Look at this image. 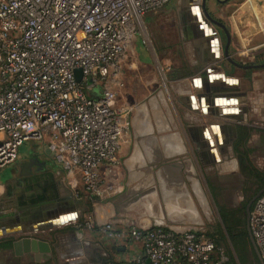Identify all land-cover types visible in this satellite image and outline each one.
Returning <instances> with one entry per match:
<instances>
[{"label":"crops","instance_id":"crops-1","mask_svg":"<svg viewBox=\"0 0 264 264\" xmlns=\"http://www.w3.org/2000/svg\"><path fill=\"white\" fill-rule=\"evenodd\" d=\"M205 9L227 29L229 55L244 52V38L254 40L251 54L256 64L264 45V0H206ZM160 10L162 55L144 43L142 31L127 56L145 66L151 63L156 70L162 64V87L170 94L172 90L166 88L174 89L181 109L183 125L162 127V173L146 174L144 169L142 174V155L132 142L140 127H133L132 120L119 163L110 174L102 170L105 198L91 196L78 175L69 178L63 172L47 147V137L28 140L36 142L29 157L17 161V155L10 165L12 179L0 182V264H127L143 254L140 242L107 238L100 230L105 222L120 229L159 225L174 232L194 230L224 251L226 260L220 264L264 263L246 219L248 202L264 188L255 177L256 171L264 177V131L243 123L245 108L239 104L246 93L240 90L241 79L229 73L238 69L246 74L257 66L225 60L219 43L224 48L226 34L206 22L201 0H169L146 12L143 23L149 24L150 15ZM217 94L225 95L221 102H235L228 105L238 112L220 114L225 105L212 102ZM118 99L117 94L120 104ZM239 133L245 136L236 145ZM216 166H222L221 185L215 180ZM156 183L162 184V214L148 201L160 197L157 189L152 190ZM87 214L93 218L92 227L73 224ZM68 217L72 220L61 221ZM47 223L53 225L35 228ZM27 238L29 243L24 241ZM39 240L48 251L38 245ZM174 264L187 263L178 258Z\"/></svg>","mask_w":264,"mask_h":264},{"label":"built area","instance_id":"built-area-1","mask_svg":"<svg viewBox=\"0 0 264 264\" xmlns=\"http://www.w3.org/2000/svg\"><path fill=\"white\" fill-rule=\"evenodd\" d=\"M168 1L0 0V170L25 141L47 137L63 172L78 175L91 196L106 197L103 171L112 173L130 133L128 109L116 103L122 60L144 29L143 15ZM73 224L92 227L93 218ZM249 228L264 260V194L250 211ZM100 230L109 239L141 243L143 254L127 264L226 260L212 239L194 230L120 229L111 222Z\"/></svg>","mask_w":264,"mask_h":264},{"label":"rangeland","instance_id":"rangeland-1","mask_svg":"<svg viewBox=\"0 0 264 264\" xmlns=\"http://www.w3.org/2000/svg\"><path fill=\"white\" fill-rule=\"evenodd\" d=\"M150 16V23L146 25L143 23V26H146L143 29L145 31L143 40L150 49L154 48L162 55V10L152 13ZM142 33L141 31L137 36ZM253 41L252 38L248 39L243 44L244 52L239 51V53L230 55V58L236 62L241 61V64L254 62V55L251 54L253 52ZM138 43L141 44V42ZM262 48V54L257 56V63L260 64H264V45ZM129 49L122 61L120 72L122 85L118 89V101L119 105L128 109L127 115L129 120H132L133 127H140L138 134L133 132L132 142L139 147L142 155V164L139 167L142 174H144V169L147 171L146 174H159L162 173V127L175 128V126L183 125L180 122L181 109L175 103L174 89L166 88L172 90V94H170L167 91L165 92L164 87H162V64H158V70L152 67L151 63L148 66L142 65L127 56ZM219 49L221 51L223 49V43L221 42L219 43ZM159 62H162V58ZM229 73L231 76L241 79L240 90L246 93L245 101L239 104L245 108L241 111L242 119H246L243 123L246 126L264 131V65H257V68L246 72V74L238 69ZM232 122H237V120L234 119ZM166 137L171 138L172 136ZM35 146L36 142L25 141L19 148L17 161L29 157ZM11 168L9 165L0 170V182L7 183L12 179ZM216 168L218 169L216 170ZM216 168L215 180L221 185V179L223 178L222 166H216ZM154 186L155 188L152 190L156 191L157 189L156 193L160 197L148 201L151 203L152 209H156L155 211L158 210L162 214V184L156 183ZM215 216H217L216 212ZM209 218L212 220V216H209ZM206 223L209 224V222Z\"/></svg>","mask_w":264,"mask_h":264},{"label":"water","instance_id":"water-1","mask_svg":"<svg viewBox=\"0 0 264 264\" xmlns=\"http://www.w3.org/2000/svg\"><path fill=\"white\" fill-rule=\"evenodd\" d=\"M205 1L206 0H201V7H202V12H203V14H204V17H205V20H206V22H208V23H210V24H213L214 26H216V27H219L220 29H222L223 31H224V33L226 34V37H227V40H226V43H225V46H224V48H223V53H224V56H225V58L227 59V60H229L231 63H233V64H235V65H239V63L238 62H236V61H234V60H232L231 58H230V55H229V53H228V46H229V43H230V38H229V34H228V31H227V29L224 27V25H222L221 23H219V22H217V21H215V20H213L211 17H210V15L208 14V12H207V10L205 9ZM261 65H264V64H261ZM75 77H76V79L77 80H80V78H81V70L80 69H76L75 70ZM221 96H225V95H223V94H217L215 97H214V99L212 100V102L214 101V102H218V101H224L225 100V98H221ZM227 96V95H226ZM221 112V111H220ZM232 113V112H231ZM220 114H222V115H224V116H228V115H231V114H229V112H226L225 110H222V112L220 113ZM217 129H218V127H216ZM264 192V188L263 189H261V190H259V192L257 193V194H255V196L250 200V202H248V204H247V206H246V214H247V216H246V219H247V230H248V232H249V236H250V238H251V240L254 242V239H253V237H252V235H251V232H250V228H249V216H250V206H251V204L262 194ZM26 243H29V241H30V239L29 238H27V239H25L24 240ZM32 242H35V239H32L31 240ZM33 245H32V250L34 251L35 250V247H34V245H35V243H32ZM38 245L39 246H41V247H43L45 250H49V248H48V246L44 243V242H41L40 240L38 241ZM36 246H37V243H36ZM264 264V263H263Z\"/></svg>","mask_w":264,"mask_h":264},{"label":"bare ground","instance_id":"bare-ground-1","mask_svg":"<svg viewBox=\"0 0 264 264\" xmlns=\"http://www.w3.org/2000/svg\"><path fill=\"white\" fill-rule=\"evenodd\" d=\"M194 15H195L196 18H198V13L196 11L194 12ZM206 33L207 34L209 33L208 29H206ZM213 45L216 46V42H214ZM215 48L216 47H214V49ZM232 83H235V82L232 81ZM217 103L220 104L221 106L225 105V107L223 108V110H225L226 112H229V113H231V112L232 113L238 112V109H236L234 106L228 105V104H235V102H231V101L221 102V101H218ZM71 220H72V217H68V218H62L61 221L64 223V222H68V221H71ZM46 225L45 224L44 225H36L35 228L37 229V228H42V227L43 228L49 227V226L53 225V223H51V224L50 223H47ZM4 232H5V230L2 231V233H4Z\"/></svg>","mask_w":264,"mask_h":264},{"label":"trees","instance_id":"trees-1","mask_svg":"<svg viewBox=\"0 0 264 264\" xmlns=\"http://www.w3.org/2000/svg\"><path fill=\"white\" fill-rule=\"evenodd\" d=\"M239 134H238V139L236 140V143H235L236 145H238L239 143H241L243 141L244 136H245V135H243L241 133H239ZM259 176H260V173L258 171H256L255 177L257 179H259V183L258 184L260 185L259 187L262 188V187H264V177L262 178V177H259ZM263 194H264V192L261 195H263ZM254 202L250 206V211L252 210V207L254 205ZM223 220H224V217H223ZM224 222H225V220H224ZM226 231H227L228 234L231 235V232H232L231 228H229V227L226 226Z\"/></svg>","mask_w":264,"mask_h":264},{"label":"flooded vegetation","instance_id":"flooded-vegetation-1","mask_svg":"<svg viewBox=\"0 0 264 264\" xmlns=\"http://www.w3.org/2000/svg\"><path fill=\"white\" fill-rule=\"evenodd\" d=\"M257 65H261L260 63H254V62H251V63H249V64H247V65H244V66H246V67H255V66H257ZM15 162V161H14Z\"/></svg>","mask_w":264,"mask_h":264}]
</instances>
